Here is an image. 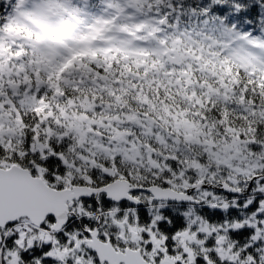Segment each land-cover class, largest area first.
I'll return each mask as SVG.
<instances>
[{
  "label": "snow or ice",
  "instance_id": "snow-or-ice-1",
  "mask_svg": "<svg viewBox=\"0 0 264 264\" xmlns=\"http://www.w3.org/2000/svg\"><path fill=\"white\" fill-rule=\"evenodd\" d=\"M0 264H264V0H0Z\"/></svg>",
  "mask_w": 264,
  "mask_h": 264
},
{
  "label": "rangeland",
  "instance_id": "rangeland-1",
  "mask_svg": "<svg viewBox=\"0 0 264 264\" xmlns=\"http://www.w3.org/2000/svg\"><path fill=\"white\" fill-rule=\"evenodd\" d=\"M138 69L135 66V60L131 62V66L121 64L119 67L112 68L109 72H106L105 75L109 77L110 80L116 82H122L121 87L125 89L124 103L128 106L129 110L136 112H143L145 109L143 106H140L139 94L137 93L136 88H132V80L129 77H135L137 87H142L143 93L151 98L152 103L156 104L159 101V108L161 115L166 116L167 113L164 112V101H168V107H171V104L175 102L177 106L180 102L183 101V96L179 93L170 94L166 89L173 87L172 84H169L166 81H161L160 85H157L155 79L152 83L144 80L145 72L139 71L137 76ZM194 79V78H193ZM105 107H111L114 111L117 110L118 105L111 99V97L106 93L105 98L101 101ZM167 131V129H165ZM156 151H159V147L156 148Z\"/></svg>",
  "mask_w": 264,
  "mask_h": 264
},
{
  "label": "water",
  "instance_id": "water-1",
  "mask_svg": "<svg viewBox=\"0 0 264 264\" xmlns=\"http://www.w3.org/2000/svg\"><path fill=\"white\" fill-rule=\"evenodd\" d=\"M27 199H35V197L34 196H28V197H26ZM102 251H103V249H102ZM108 251H110V250H108Z\"/></svg>",
  "mask_w": 264,
  "mask_h": 264
}]
</instances>
